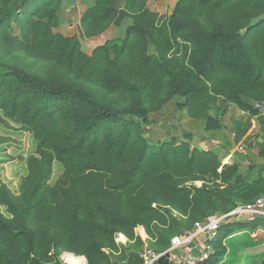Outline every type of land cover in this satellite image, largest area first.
<instances>
[{
	"label": "trees",
	"instance_id": "1",
	"mask_svg": "<svg viewBox=\"0 0 264 264\" xmlns=\"http://www.w3.org/2000/svg\"><path fill=\"white\" fill-rule=\"evenodd\" d=\"M61 2L0 0V122L21 124L36 140L18 190L0 181V264H63V252L87 264H141L137 227L164 252L196 221L264 195V163L244 171L190 133L166 128L155 140L147 127L175 98L192 119L222 99L264 134V109L254 104L264 101V0H178L164 14L148 0H95L82 38L131 23L92 53L81 37L56 30ZM221 127L208 117L205 130ZM57 162L62 172L51 183ZM234 223L246 222L222 224L199 264L223 261L221 230Z\"/></svg>",
	"mask_w": 264,
	"mask_h": 264
},
{
	"label": "rangeland",
	"instance_id": "2",
	"mask_svg": "<svg viewBox=\"0 0 264 264\" xmlns=\"http://www.w3.org/2000/svg\"><path fill=\"white\" fill-rule=\"evenodd\" d=\"M177 1L148 0V6L163 14L171 13ZM123 4L124 2L121 1L120 5L123 6ZM59 16L60 23L56 30L65 34L73 31L81 37V29L75 24L77 18H71V15L67 14V21H64L60 9ZM68 18L71 20L68 21ZM70 21L74 27L70 26ZM127 21L125 20L120 25L121 36L126 35ZM16 29H13L14 33L19 31ZM118 34V29L113 28L105 36H117ZM87 39L89 38L81 37L83 49L87 46ZM151 50H153L152 46ZM180 100L181 98H175L160 111L150 114V122L147 126L150 137L155 140L165 138V129L173 128L174 132L178 134L181 132L192 134V143L196 146L219 147L221 153L226 154L224 162L225 160L238 161L244 171L249 168L251 162L264 163V157L259 154L264 134L247 112L240 110L235 105L224 103L220 99L214 108L203 113L201 117L192 119L178 108ZM209 116L218 117L222 122V127L217 130H205ZM35 148L36 140L32 133L21 124L11 120L0 122V181L7 182L13 190L17 191L20 178L26 173V158L34 152ZM61 172V164L55 163L50 182L54 183ZM0 208L3 213L7 214L5 206H0ZM259 228L264 229V219L238 225L229 224L228 227L223 228L222 236L227 235L225 239L227 253L220 264H259L264 258V245L259 247L258 243L254 246L255 239L250 236L251 232Z\"/></svg>",
	"mask_w": 264,
	"mask_h": 264
},
{
	"label": "built area",
	"instance_id": "3",
	"mask_svg": "<svg viewBox=\"0 0 264 264\" xmlns=\"http://www.w3.org/2000/svg\"><path fill=\"white\" fill-rule=\"evenodd\" d=\"M256 216L264 217V195L252 204H240L232 211L218 212L206 219L196 221L191 230L175 235L171 239V247L167 251H156L151 245L147 244L140 253L141 264H155L164 254L170 253L172 258L179 251H183L184 253H180L178 263L199 264L209 259L211 255L209 243L219 236L222 224L232 223L238 219H252ZM197 243H202L204 249L200 252V255L195 256L186 249L194 247ZM62 261L63 264H68L64 258V254Z\"/></svg>",
	"mask_w": 264,
	"mask_h": 264
},
{
	"label": "crops",
	"instance_id": "4",
	"mask_svg": "<svg viewBox=\"0 0 264 264\" xmlns=\"http://www.w3.org/2000/svg\"><path fill=\"white\" fill-rule=\"evenodd\" d=\"M95 0H62L61 2V8H60V14H62L63 16V20L67 21V14H70L71 15V18H77L75 24H77V27L80 28V25H81V20L83 18V16L85 15L87 9L92 6L94 4ZM71 18H68V21L69 19L71 20ZM125 20H128V25L131 23V20L130 18H126ZM124 20V21H125ZM123 21V22H124ZM74 24V25H75ZM127 25V26H128ZM70 26L72 27L73 26V23L70 21ZM74 27V26H73ZM113 28H116L118 29V35L117 36H121L120 34V26H116L115 24L111 25L109 27V29L107 31H105L103 34L101 35H98V36H95L93 38H89L87 39V42H86V47L84 49L85 52L87 53H92L93 49L100 45V44H103L107 39L109 38H113V37H116V35H113V36H105V34L108 33V31L112 30ZM72 30V29H70ZM63 33V32H62ZM65 34V33H64ZM65 35H68V36H73V35H76V32L74 33L73 31H71L69 34H65ZM104 36V37H102ZM95 40V41H94ZM256 106H264V101H261V102H256L254 103ZM253 121L256 123V125L259 127V124L256 120L255 117L252 118ZM255 125V126H256ZM260 128V127H259ZM230 160V159H229ZM225 162H228L230 163L231 161H227L225 160ZM257 217H260V216H256V217H253L252 219H243L246 223L248 222H251L253 221L254 219H256ZM261 220V219H260ZM222 231V230H221ZM136 233L137 235H139L142 240L144 241V245L142 246L141 249H136V252L139 254L140 256V253L142 251V249L144 248V246H146L147 244H149L150 242V237L148 236L145 228L143 226H139L136 228ZM251 238H254L255 241H254V246L256 244H260L258 245L259 247L263 246L264 245V229H257L256 231H253L251 232ZM226 239V238H225ZM225 239H224V243H225ZM116 240L117 242L120 244V245H123V247H129L131 244H132V241H130L124 234L122 233H119L116 237ZM200 242V241H199ZM210 244V243H209ZM204 249V246L202 245V243H197L194 247L192 248H188L186 249L187 251H189L191 254L193 255H200V252ZM65 252H63L64 254ZM180 253H184L183 251H179V253L175 254L174 256H172V260H174V262L176 264H180L178 263V260H179V256H180ZM114 260L117 262V263H121V264H125L127 263V259H124V260H119L118 258L114 257Z\"/></svg>",
	"mask_w": 264,
	"mask_h": 264
},
{
	"label": "bare ground",
	"instance_id": "5",
	"mask_svg": "<svg viewBox=\"0 0 264 264\" xmlns=\"http://www.w3.org/2000/svg\"><path fill=\"white\" fill-rule=\"evenodd\" d=\"M64 258L68 264H85L86 258L84 256H76L73 253L65 252Z\"/></svg>",
	"mask_w": 264,
	"mask_h": 264
},
{
	"label": "water",
	"instance_id": "6",
	"mask_svg": "<svg viewBox=\"0 0 264 264\" xmlns=\"http://www.w3.org/2000/svg\"><path fill=\"white\" fill-rule=\"evenodd\" d=\"M155 264H176L174 260L171 259V254L166 253L155 263Z\"/></svg>",
	"mask_w": 264,
	"mask_h": 264
}]
</instances>
